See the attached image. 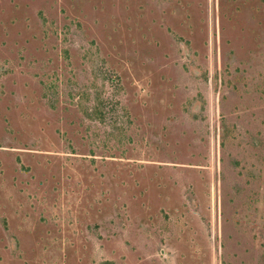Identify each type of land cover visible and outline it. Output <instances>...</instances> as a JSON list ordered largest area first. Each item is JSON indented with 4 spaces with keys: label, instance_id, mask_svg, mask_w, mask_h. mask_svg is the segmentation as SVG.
<instances>
[{
    "label": "rangeland",
    "instance_id": "rangeland-1",
    "mask_svg": "<svg viewBox=\"0 0 264 264\" xmlns=\"http://www.w3.org/2000/svg\"><path fill=\"white\" fill-rule=\"evenodd\" d=\"M0 264H264V0H0Z\"/></svg>",
    "mask_w": 264,
    "mask_h": 264
}]
</instances>
